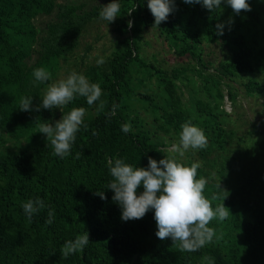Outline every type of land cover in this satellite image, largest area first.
<instances>
[{
	"label": "trees",
	"instance_id": "trees-1",
	"mask_svg": "<svg viewBox=\"0 0 264 264\" xmlns=\"http://www.w3.org/2000/svg\"><path fill=\"white\" fill-rule=\"evenodd\" d=\"M132 2L142 24L157 27L174 53L188 55L199 63L200 69L167 72L145 64L137 57L134 42L127 37L122 42L123 52L108 58L105 70L86 73L90 82L101 84V99L107 102L103 111L97 112L99 102L89 106L84 98L77 97L58 117L43 118L54 123L72 108L86 109L84 123L88 127H81L71 154L64 159L53 155L50 141L34 126L37 117L22 118L19 102L5 101L0 93V119H11L19 139L26 143L20 151L0 153V264H208L204 257H210L212 264H264V115L259 125L252 128L255 139L250 146L251 167L242 169L241 165L235 179L227 185L229 195L223 204L230 216L224 221L213 219L208 225L216 229L219 239L195 252L180 251L170 238L158 239L152 211L139 220L122 221L121 209L112 200L113 192L106 188L112 179L110 160L122 158L128 164L146 168L148 157L156 161L165 158L164 141L155 138V132L147 128V118L177 135L181 124L188 120L196 124V117L201 118L197 126L206 135L209 130L214 139H221L218 154L196 155L202 162L197 178L202 176L208 181L204 195L209 199L219 192L217 183L227 184L222 142L225 138L209 101L222 98L221 78L204 71L196 48L202 41L221 44L228 59L218 65V71L226 78L263 71L264 47L251 54L236 32L246 22L249 41L264 40V0H247L251 11H242L240 15L223 12L224 3L219 10L209 11L201 4L175 0V11L158 26L154 25L147 0ZM46 8V0H1L0 74H10L13 59L26 54L34 44L36 32L25 20V14ZM67 9L73 11L71 7ZM177 11L189 14L184 24L176 22ZM217 24L225 26L223 35H217ZM65 50L57 47L49 56L43 55L42 67L47 68L50 60ZM191 76L200 80L205 97L194 102V118L180 113L172 96L177 88L175 80L181 78L188 84ZM150 80L157 94L149 93ZM223 87L227 99L233 101L235 93L225 83ZM244 89L252 94L260 93L262 88L248 79ZM111 111L115 114L106 115ZM124 123L131 124L129 133L121 131ZM38 137L43 140H36ZM182 162L190 165L194 161L188 158ZM209 171L214 172L215 179ZM98 191H104L106 199L96 195ZM142 191L139 188L138 194ZM36 198L44 199L54 209L51 225L45 223L47 209L34 214L28 222L21 205ZM220 202L213 201L212 207ZM85 231L90 243L65 259L61 253L64 242Z\"/></svg>",
	"mask_w": 264,
	"mask_h": 264
},
{
	"label": "rangeland",
	"instance_id": "rangeland-1",
	"mask_svg": "<svg viewBox=\"0 0 264 264\" xmlns=\"http://www.w3.org/2000/svg\"><path fill=\"white\" fill-rule=\"evenodd\" d=\"M1 2V0H0ZM112 0H46L47 8L36 13H26L25 20L33 27L36 37L29 51L20 57H15L10 74H0V93L8 101L19 102L20 97H32L33 109L41 103L44 91L48 84L63 79L75 70L86 75L87 71L98 72L105 70L106 60L115 54L123 52L122 42L128 37L136 46V55L145 64L153 65L164 71L180 69H200L199 63L188 55L179 56L168 47L164 35L157 27H149L142 24L139 14L132 11L134 4L132 0H120L121 15L114 22L107 24L106 21L98 19L100 6L107 5ZM71 7L73 11L67 8ZM223 12L232 11L231 7L224 4ZM234 13V12H233ZM242 11L240 12V14ZM177 23L184 24L187 13L174 12ZM235 14V13H234ZM239 14V15H240ZM137 20H133V19ZM133 22V27H127L128 21ZM245 41V46L252 54L256 49L264 47V40L256 39L249 41L250 28L243 22L237 30ZM57 47L66 50L50 60L47 69L52 74V79L45 83L36 82L32 73L35 68L42 67L43 55L52 53ZM71 48V49H70ZM70 49V50H69ZM200 61L204 64V71L221 78L222 98L210 101L211 112L216 117V122L221 126L225 140L224 150L227 162V184H220V188L227 191V185L236 177L238 168L251 167L253 154L250 146L254 142L255 134L253 127L259 125L264 115V70L249 74L236 75L226 78L218 71V65L228 59L226 49L219 43H208L202 41L196 48ZM104 58L105 63L98 65L96 61ZM186 84L181 78L175 80L177 88L173 91V103L175 108L184 115L194 118V102L204 99L201 90V82L195 76L188 77ZM248 79L258 82L261 86L260 93L247 94L244 84ZM13 81L16 86H13ZM149 93L157 94L153 80L149 82ZM225 83L235 93V99L229 101L226 96ZM62 109H41L39 112L29 111L21 114L22 118L31 119V116L39 117L46 121L45 117H58ZM196 117V125L201 122ZM147 128L155 132L154 137L164 141V153L166 156L175 155L170 151L171 145L178 142L179 135L169 128L162 129L147 118ZM208 128V127H207ZM210 129V127L208 128ZM211 129L212 126H211ZM14 122L11 119H0V153L20 151L25 148L26 143L15 132ZM208 134V146L206 149L189 150L182 161L191 158L194 162L198 153H219L218 143L221 138L214 139L213 133L206 130ZM222 138V139H224ZM36 140L42 141L38 137ZM222 156V155H221ZM217 161L219 158L215 157ZM220 162V161H219ZM210 177L215 179L213 171H209ZM219 183L216 184V187Z\"/></svg>",
	"mask_w": 264,
	"mask_h": 264
},
{
	"label": "clouds",
	"instance_id": "clouds-1",
	"mask_svg": "<svg viewBox=\"0 0 264 264\" xmlns=\"http://www.w3.org/2000/svg\"><path fill=\"white\" fill-rule=\"evenodd\" d=\"M186 4H201L209 11L219 10L222 3L231 7L236 15L241 11H251L247 0H183ZM147 7L154 17V25L158 26L166 22L167 18L175 11V0H147ZM98 19L107 24L115 21L121 15L120 0H112L107 5L100 6ZM128 12L130 15L132 11ZM232 21L230 20L229 23ZM127 27L131 29L133 22L130 20ZM223 24H217V35H223ZM98 65L105 63L104 58L96 61ZM36 82L45 83L52 79L51 72L45 67H37L32 73ZM101 84L93 83L75 70L67 77L59 79L47 85L41 103L34 109L32 97L22 96L19 99V110L23 112L41 109H62L73 102L77 97H82L91 106L99 102L97 112L104 110L106 101ZM116 107V106H114ZM114 111L106 115H114ZM86 109L84 107L72 108L61 116V119L50 123L36 118L35 127L39 133L45 135L53 148V155L61 159L71 154V149L76 141L77 133L83 126ZM178 142L171 145L172 156H165L159 161L151 157L147 159V167H136L125 162L122 158L109 161V174L111 180L106 188L113 192L112 200L121 209V220L131 221L143 218L146 213L152 211L156 222L158 239L170 238L174 244H178L182 252H195L212 243L217 237L216 229L208 225L213 219L224 221L230 216V211L223 204L229 193L217 185L218 193H213L211 198L204 195L208 181L204 177L197 178V170L202 167V162H192L186 165L182 162L189 151L206 149L208 138L202 128L188 120L180 125ZM121 131L129 133L131 124L121 125ZM80 153H77V157ZM143 188L142 192L138 189ZM102 200L106 199L104 191L96 193ZM213 201H221L216 207H212ZM29 223L34 214L47 209V225H51L55 219V211L44 199H28L21 205ZM90 243L89 234L85 231L72 240H67L61 247V253L66 259L70 255L82 251ZM208 264H212L210 257H204Z\"/></svg>",
	"mask_w": 264,
	"mask_h": 264
}]
</instances>
